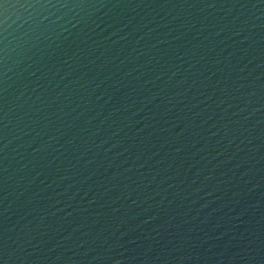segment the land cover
I'll use <instances>...</instances> for the list:
<instances>
[{"label":"water","instance_id":"obj_1","mask_svg":"<svg viewBox=\"0 0 264 264\" xmlns=\"http://www.w3.org/2000/svg\"><path fill=\"white\" fill-rule=\"evenodd\" d=\"M0 264H264V0H0Z\"/></svg>","mask_w":264,"mask_h":264}]
</instances>
